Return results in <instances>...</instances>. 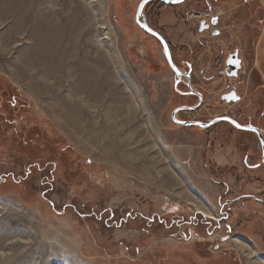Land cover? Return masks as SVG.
<instances>
[{
    "label": "rangeland",
    "instance_id": "rangeland-1",
    "mask_svg": "<svg viewBox=\"0 0 264 264\" xmlns=\"http://www.w3.org/2000/svg\"><path fill=\"white\" fill-rule=\"evenodd\" d=\"M28 1L0 0V264H264L260 140L226 122L202 129L173 121L190 80L178 83L162 44L137 24L143 0H66L72 17L84 14L78 3L87 6L92 23L84 15L80 22L94 24L90 38L107 53V63L90 62L88 80L78 82L103 93V103L92 109L101 127L87 136L76 132L77 120L74 126L66 121L76 112L63 106L65 95L45 98L41 84L50 76L39 78L40 86L19 76L25 61L32 63L30 75L39 77L33 63L44 43L36 42L46 33L39 15L61 9L59 2L41 0V8L26 14ZM195 14L220 16L219 24L225 18L248 40L245 70L237 78L222 77L227 59L210 76H203L202 63L197 67L195 77L213 76L204 84L211 94L203 96L209 105L198 114L201 122L227 115L264 137V0L147 4L145 23L167 41L183 74L205 50L213 68L226 41L214 36L208 47L198 42L205 20H194ZM231 90L241 97L235 107L222 101ZM93 139L104 140L107 149L88 145Z\"/></svg>",
    "mask_w": 264,
    "mask_h": 264
},
{
    "label": "bare ground",
    "instance_id": "bare-ground-1",
    "mask_svg": "<svg viewBox=\"0 0 264 264\" xmlns=\"http://www.w3.org/2000/svg\"><path fill=\"white\" fill-rule=\"evenodd\" d=\"M37 1H41V0H32V2H31V0L28 1L26 9L23 11H25L26 14L28 12H29V14H32V11L37 10L36 5L40 4V2H37ZM44 1L46 3L52 2L54 6H56L57 5L56 3L59 2L61 9H60V11H58V10H56V8H52L51 10L49 9L47 13H45V14L40 13V15H39L40 17L38 20L40 21L41 26H43V28L46 32L44 34L45 37L42 38L43 40L41 39V40L36 42L38 44V46L39 45L42 46V43H44V45L42 46L44 48L43 49L41 48V50L39 51V54H38L40 59L38 61L35 59L37 62L34 61V63H33L35 65H36V63L38 64L39 70L37 71V74L39 75V77L37 78L35 73H34L35 74L34 76L30 75V72L32 69V67L30 65H32V63L31 62H25V61H24L23 66L20 67V70L22 73L19 74V76L28 77L30 79L31 78L36 79L38 81L39 86H40L39 82L42 81L39 78H42V76L44 77L47 75L50 76V77H48V80H46V78H44L45 82L43 81L44 83L42 82L43 84H41V86L44 85L45 92L48 91V92H46L45 98L47 96H52V97L58 96L60 98L63 95H65V97L63 99V103H64L63 106H66L70 110V112L72 110L73 112H76L75 114H77L76 116H75V114L71 115L72 117H70L69 114H66L65 115L66 121L67 122L69 121V124L72 126L71 123L73 121L77 120L78 121L77 127L75 126L76 132L78 134H82L83 136H87L90 134V132H88V131L91 130L90 129L91 127L93 129L94 128L98 129L99 127H101L98 124V122H99L98 119H101V115L99 113L95 114L92 111V109L94 107L96 109H98V107L103 103V96H102L103 93L99 92V91H101L100 89H98L99 91L96 90L95 92H91L89 90L90 88L89 89L87 88L88 91H86L85 87L84 88L78 87V82H80L81 80H82V82H84L85 80L86 81L88 80L87 76L84 73V70H85V66H87V64H89L90 62L96 63L99 67L102 66L103 64L107 63V60H105L107 53H106L105 48L100 46L101 43L94 41V38H92V40L90 38L91 34L92 33L94 34L95 30H96V29L93 30L94 24L91 27L86 28V25H84L82 22H80V19L85 18V21H89V23H92L91 14L90 13L88 14L89 10L87 12V9H88L87 6L82 5L83 3H78V5L80 6L79 8L84 12V14H83L84 18H83V15H81V17L79 19L77 16L72 17L70 15L69 12L71 11L70 10L71 7L66 6V4H67L66 0H44ZM38 7H40V5H38ZM63 7H64V9H63ZM47 8H46V10H47ZM44 11H45V9H44ZM44 11H43V13H44ZM92 13H93V11H92ZM15 14H16V10L14 11L11 8L10 15L13 16V18H15L16 17V16H14ZM57 16H59V19H61V22H59L57 20V18H56ZM21 22H22V20H21ZM32 22H33L32 23V27H33L34 21H32ZM35 24H36V21H35ZM41 26H39V27H41ZM32 29L35 30V27ZM47 31H48V33H47ZM27 35H29V34H27ZM30 35H32V34H30ZM10 42H11V40H10ZM107 49L109 50V48H107ZM110 49L113 51L112 47ZM111 54H112L111 55L112 61L115 62L116 57L113 55V53H111ZM111 56H110V58H111ZM23 59H24V57H23ZM42 65L44 67L43 70H42ZM99 69H101V68H99ZM58 72L60 73L59 75H57ZM57 78L58 79L61 78V79L58 80L56 87H55V85H52V86L48 85V82H50L52 79L54 81ZM59 84H60V86H58ZM68 92L70 94H66ZM55 103H56V101H55ZM56 104H58V103H56ZM80 123H82V124L80 125ZM74 125H75V123L73 122V126ZM87 142L89 143V141H87ZM99 144L102 145L103 150L107 149V148H105V141L103 140V142H102L101 139H93V141L91 143H89L88 145H90L91 147L96 149ZM205 216L207 218L214 219V217L212 215H205ZM239 247L242 251H245L247 253L246 257H248L247 258L248 262L250 261L252 263L251 252L248 251L249 249L246 248L244 245L239 246ZM252 264H257V263L253 262Z\"/></svg>",
    "mask_w": 264,
    "mask_h": 264
},
{
    "label": "water",
    "instance_id": "water-1",
    "mask_svg": "<svg viewBox=\"0 0 264 264\" xmlns=\"http://www.w3.org/2000/svg\"><path fill=\"white\" fill-rule=\"evenodd\" d=\"M154 1H158V2H161V3L166 4V5H179V4L183 3L185 0H175V1L143 0L141 2V4L139 5L138 12L136 15V21L142 30H144L145 32H147L151 36L155 37L162 44V46L164 47L165 53H166L167 62L169 64L170 68L176 74V76L178 78V83L182 81L183 77L185 79L190 80L191 74L190 73L183 74L174 64V62L172 60L171 50H170V47H169L167 41L160 34L153 31L149 26H147V24L144 21V15H143L144 8L147 4L154 2ZM218 24H219L218 18H214L210 24H206V22L203 21L200 24V26H201L200 32L203 33L204 31L209 30L211 27L215 28L218 26ZM217 34H218L217 32L214 33V36H216ZM226 67H227L228 78H237L238 77V73L242 68L241 60L239 58V52L238 51H236L234 54H231L228 57V59L226 61ZM187 87L189 89V93H187V95L196 96L197 98H199V102L194 107L183 106V107L175 110V112L172 115V119L175 123H177L180 126L185 127V128L198 127V128H202V129H208L211 126L218 124V123H221V122L229 123L240 131L250 132V133L255 134L260 140L262 151H263V158H264V137H263L262 133L257 128H255L253 126H242L235 119L228 117V116H221L220 118H216V120H214L213 122H211L209 124H204L202 122H196L195 123V122H187V121L178 120L177 117H178L179 113H188L191 111H196L201 107V105L203 104V101H204L203 96L201 94H198L197 92H195L193 90L191 82H188ZM222 101L224 103H226L227 105L237 104L241 101V97L236 93L235 90H231V92L229 94L223 96Z\"/></svg>",
    "mask_w": 264,
    "mask_h": 264
},
{
    "label": "crops",
    "instance_id": "crops-1",
    "mask_svg": "<svg viewBox=\"0 0 264 264\" xmlns=\"http://www.w3.org/2000/svg\"><path fill=\"white\" fill-rule=\"evenodd\" d=\"M219 19H221V17H219ZM225 21H227V20H225V18H223L221 20V23L218 24L217 27L213 28V29H217L214 32V33H216V32L218 33L216 36H219V37H221V38H223V39L226 40L225 43H224V45L219 44V48H220V52H221L220 59L217 60L214 63L213 68H211V69L208 70V67H207L208 65L207 64L208 63L209 64L211 63V61H209L211 58H210L209 55H207L206 50H205V53H201L200 54L201 57L198 58V60L196 61V63H194V65H192V68L187 72V73H190L191 74L190 82H191V85H192L193 90L195 92H197L198 94H201L202 96H205L206 98H208L209 95L211 94V90H210V87H205L204 84H205V82L213 79V76L210 77V78H205L204 81L198 75H197V77L194 76V73L196 72L197 67L201 63H202L201 65H202V70H203V73H202L203 76H205L204 73L206 71L208 72V74L206 76H210V75H213L212 70H215L217 68L223 67L224 66V63H225V60L228 59L227 57H229L231 54H234L236 51H238L239 52V58L241 60V65H242V68H241L240 72L243 73L244 70H245L243 53L247 49L248 40H247V38L244 35L241 34V32H239V29H236L237 30V33L239 34L238 37L233 36V34H231L230 32L231 31H236V30L234 29L233 26H230V25L225 24ZM201 22H200V24H201ZM200 28H201V26H200ZM200 28H199V33H201L200 32ZM199 33H198L197 41L200 42V43H207V47H208V43L210 42V40L212 39V37H214V33H213V36L212 35H209V36H205L203 38L200 37ZM205 49H207V48L205 47ZM226 72H227V70H226ZM193 77L195 78V81L192 80ZM230 84L231 83L229 82L228 83V86L226 87L225 90L230 89V87H229ZM183 95H186V97L183 96L184 97V105L183 106L194 107V106L197 105L196 104V101L198 100V102H199V98H197L196 96L187 95V93H184ZM206 104H207L206 101H203V104L201 105L200 108L205 109L206 108ZM207 105H209V104H207ZM224 105L226 106L225 103H224ZM230 105H232V107H235L236 106V104H230ZM183 106H181V107H183ZM206 110H207V108H206ZM215 117H220V115H218V116L217 115H214L213 118H215ZM186 120H187V118H185L183 121H186ZM223 123H225V122H223Z\"/></svg>",
    "mask_w": 264,
    "mask_h": 264
},
{
    "label": "built area",
    "instance_id": "built-area-1",
    "mask_svg": "<svg viewBox=\"0 0 264 264\" xmlns=\"http://www.w3.org/2000/svg\"><path fill=\"white\" fill-rule=\"evenodd\" d=\"M219 15H217V17H218ZM213 15L211 14V15H209V14H195V15H193L192 16V18L194 19V20H205V21H207V20H211V19H213ZM220 17V16H219ZM223 78H227V74H225L224 76H222ZM201 111L203 112V109L202 108H200V109H198V110H196V111H191V112H188L189 114H191L192 115V118H191V116L188 118V120L187 121H189V122H201V115L200 116H198V114L199 113H201ZM226 116V115H225Z\"/></svg>",
    "mask_w": 264,
    "mask_h": 264
},
{
    "label": "flooded vegetation",
    "instance_id": "flooded-vegetation-1",
    "mask_svg": "<svg viewBox=\"0 0 264 264\" xmlns=\"http://www.w3.org/2000/svg\"><path fill=\"white\" fill-rule=\"evenodd\" d=\"M163 4V3H162Z\"/></svg>",
    "mask_w": 264,
    "mask_h": 264
}]
</instances>
